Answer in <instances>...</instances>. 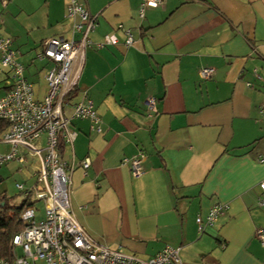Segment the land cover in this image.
I'll list each match as a JSON object with an SVG mask.
<instances>
[{
  "label": "crops",
  "instance_id": "obj_1",
  "mask_svg": "<svg viewBox=\"0 0 264 264\" xmlns=\"http://www.w3.org/2000/svg\"><path fill=\"white\" fill-rule=\"evenodd\" d=\"M76 1L95 28L63 115L84 92L101 120L99 134L72 120V143L58 147L76 164L69 201L77 223L143 261L170 246L180 264H264L255 237L264 231V0H163L142 17V0ZM68 2L0 0V35L12 40L38 100L46 85L35 54L46 39L71 38ZM107 35L116 45L98 48ZM201 68L212 77L200 79ZM6 89L0 66V96ZM138 153L143 173L132 177L122 160ZM216 203L228 210L199 235L195 217Z\"/></svg>",
  "mask_w": 264,
  "mask_h": 264
},
{
  "label": "built area",
  "instance_id": "obj_2",
  "mask_svg": "<svg viewBox=\"0 0 264 264\" xmlns=\"http://www.w3.org/2000/svg\"><path fill=\"white\" fill-rule=\"evenodd\" d=\"M162 3L163 0H142L139 16H143L145 8H156ZM65 18L71 23V38L46 39L35 54L37 60L47 61L49 65L44 74L46 92L41 100L34 98L24 67L17 62L16 52L11 47L12 40L0 35V66L5 70L7 81L6 93L0 96V124L4 126L0 144L9 147L7 153L0 154V167L15 159L24 163V158L18 156L21 152L36 158L38 166L34 184L28 188L16 185L29 205L20 216L22 229L12 238L10 257L0 258V264H180L178 247L165 246L147 261L112 250L89 237L70 210V172L76 164L68 165L59 156V144L72 143L75 137L70 129L72 120L87 121L90 130L97 134L101 133V120L84 92L72 105L70 115H63L65 97L75 88L84 50L91 44L88 34L95 28V19L76 0H69ZM125 34V45L129 46L132 41L129 33ZM116 43L115 36L107 35L96 46ZM213 73V68L198 71L202 80L211 78ZM155 104L151 97L144 101L148 117L156 113ZM43 136L44 142L41 141ZM143 160L144 155L138 153L124 158L122 163L128 164L132 177H139L143 173ZM79 165L87 169L89 164L82 161ZM260 186L264 190V183ZM35 201H42L44 205L43 218L38 222L31 208ZM227 210V204L216 203L204 219L197 215V233L203 234ZM255 237L264 247V231L257 230ZM17 249L21 255L17 254Z\"/></svg>",
  "mask_w": 264,
  "mask_h": 264
},
{
  "label": "rangeland",
  "instance_id": "obj_3",
  "mask_svg": "<svg viewBox=\"0 0 264 264\" xmlns=\"http://www.w3.org/2000/svg\"><path fill=\"white\" fill-rule=\"evenodd\" d=\"M35 65L37 69H40L39 72H42L43 75L46 73L47 66L45 62L36 61ZM42 74H38L39 78H41ZM33 86L34 89L38 91L34 83ZM7 152L8 149H4V147L0 145V154H5ZM18 156L24 158V163H19L15 159L0 167V201L2 200L0 203L5 202L9 207H18L26 199L24 194L16 188V185L18 184L22 185L24 188H28L34 184L36 180L35 172L38 168L36 158L24 152L18 153ZM31 208L35 212V221H40L43 218L44 212L43 202L35 201L31 204ZM17 254L21 255L20 249H17Z\"/></svg>",
  "mask_w": 264,
  "mask_h": 264
},
{
  "label": "trees",
  "instance_id": "obj_4",
  "mask_svg": "<svg viewBox=\"0 0 264 264\" xmlns=\"http://www.w3.org/2000/svg\"><path fill=\"white\" fill-rule=\"evenodd\" d=\"M77 3L81 4L79 2ZM89 34H88V39H89ZM75 91L76 90L74 88L70 93H68L67 96L65 97V100L67 101L68 98H70L73 94H75ZM1 126H0V132H2L4 127L3 125ZM28 205L29 203H27L26 200L23 201V203L18 207H9L5 202L0 203V258L10 257L12 238L15 235H17L22 229V222L20 216L23 210Z\"/></svg>",
  "mask_w": 264,
  "mask_h": 264
}]
</instances>
